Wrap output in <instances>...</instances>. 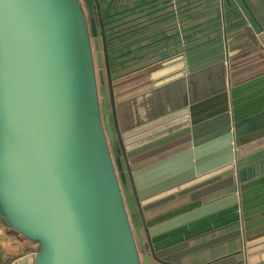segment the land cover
Wrapping results in <instances>:
<instances>
[{"label":"water","instance_id":"1","mask_svg":"<svg viewBox=\"0 0 264 264\" xmlns=\"http://www.w3.org/2000/svg\"><path fill=\"white\" fill-rule=\"evenodd\" d=\"M113 1L0 0V220L37 245L9 264H172L160 256L224 230L243 234V264H264L263 167L241 165L264 151V96L252 112L242 97L260 68L237 74L223 16L222 60L190 62L191 23L210 13L189 11L179 50L130 71L152 32L108 28ZM232 35L264 61L252 28ZM214 185L230 192L180 204Z\"/></svg>","mask_w":264,"mask_h":264},{"label":"crops","instance_id":"2","mask_svg":"<svg viewBox=\"0 0 264 264\" xmlns=\"http://www.w3.org/2000/svg\"><path fill=\"white\" fill-rule=\"evenodd\" d=\"M169 1L172 2L169 3ZM111 3L115 6L114 13H122L123 16L116 15V17L112 19L113 23L111 24V20L106 19L105 21L108 22V28L126 29L128 31V36L137 29H146L152 32L147 41L139 42L136 40V45L129 47V58L133 62L130 66V71L164 59L179 50L173 40L177 32H181V34L185 35L186 26L188 27L190 22L186 21L185 12H189L187 11L189 8L191 12H196L197 14H204L207 11L210 13L207 19L201 21L195 19L194 22L191 23L195 28L193 30L197 31V38L199 41V43H193L192 45L200 46L189 56L190 62H208L204 65V67H206L222 60L220 57L222 54V41L218 39V37L221 35L219 31V16H223L225 22H229L230 25L228 30L229 36H232V38L230 37L228 40L230 50L232 53L236 54L235 61H237V63L235 65L238 66L237 70H241L237 74L242 77L249 75V73H245L244 70L250 66L253 67L251 62H256L255 66L258 67L254 69V71L260 68L261 75L262 77L264 76V61H262L261 56L256 55L254 53L255 51L249 52L251 55L245 56V54H248L245 52L248 44L247 36L232 35L235 31L244 28V26L248 29L252 28L259 38L261 45L264 47V0H114ZM108 4L105 5L104 11L107 10L108 12ZM169 11L171 16L170 21L166 15ZM190 18L187 20H191ZM218 18L219 20H217ZM211 19L217 22V30L210 22H207ZM202 23H205V25H201ZM203 26L206 28L201 31L200 29H202ZM168 28L172 40H168V38L163 40L162 38L167 37L168 31L166 33V29ZM154 32L155 35H153ZM117 36L122 39L124 38L121 32H119ZM181 40L184 41V39H181V35H179L178 41L181 42ZM168 43L171 44L169 47H167ZM158 46L162 47V49L157 52L160 53V55L151 53V51ZM167 51H171V53ZM257 91L258 93L255 97H250L252 93L254 94L255 92L253 90H249L246 96L242 95L245 99L244 104H249L248 107L250 106V108H248V110L251 112L255 109H252V107L255 106L252 103L257 102L254 99L264 96V83ZM259 105L260 103L257 106L258 110L261 107V105ZM134 109L135 107H133L132 112H130V116L135 112ZM250 111L247 112L250 113ZM255 155L257 157L253 159L250 158V160L243 162L241 165L242 168H247V166L256 165L254 163H257V165L263 167L260 169L255 168V172L259 175L261 172H264V151ZM262 175L263 174H261V176ZM239 176L240 179L246 180L249 175L241 172ZM229 192L230 191H218L217 186L214 185L194 193L192 198L189 197L187 200L181 201L180 204L188 203L191 200H199L204 204H208L223 197ZM168 209L170 210L172 208H163L161 211H156L155 214H163ZM236 234L237 236L234 238ZM224 237L227 238L224 239ZM242 237L244 238L243 234H240V232L234 233V230L216 232L169 249L166 252V256L170 259H166L163 256H160V258L172 264H243L242 255H237L239 251L243 250L241 240L244 241V239H242ZM36 249L37 245L35 243L26 240L0 220V264H9V262L18 259L25 253ZM180 255L182 258H180ZM163 260L160 262H164Z\"/></svg>","mask_w":264,"mask_h":264},{"label":"rangeland","instance_id":"3","mask_svg":"<svg viewBox=\"0 0 264 264\" xmlns=\"http://www.w3.org/2000/svg\"><path fill=\"white\" fill-rule=\"evenodd\" d=\"M191 9H188L187 11H190ZM186 28H187V26H186ZM102 31V30H101ZM101 31H99V33L101 32ZM186 31H188L187 29H186ZM196 34L195 35H192L191 36V38L189 39L192 43H199V41L198 40H196ZM100 41V37H99V39H98V42ZM99 48L101 49V53L103 52L102 51V44H101V42H100V44H99ZM104 63V62H103ZM104 65H105V63H104ZM252 175H256L255 174V172L253 171L251 174H250V177H252ZM237 183V178H235L234 179V184H236ZM227 237H224V239H226ZM242 244H244V241H242L241 240V246H242ZM242 248V247H241ZM242 256V261L244 262V260H245V257H244V255L243 254H241ZM180 258H182V256L180 255ZM243 258H244V260H243ZM242 262V263H243Z\"/></svg>","mask_w":264,"mask_h":264}]
</instances>
